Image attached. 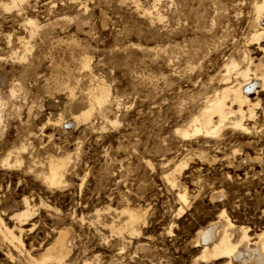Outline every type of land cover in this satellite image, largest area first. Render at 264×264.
Returning <instances> with one entry per match:
<instances>
[{"label": "rangeland", "instance_id": "rangeland-1", "mask_svg": "<svg viewBox=\"0 0 264 264\" xmlns=\"http://www.w3.org/2000/svg\"><path fill=\"white\" fill-rule=\"evenodd\" d=\"M260 1L0 0V264H28L64 228L63 264H227L199 258L200 228L222 213L251 238L264 228V85L245 129L228 101L217 132L177 131L229 58L260 55ZM97 85L107 100L76 119ZM51 157H69L59 185L44 179ZM123 208L144 215L132 232Z\"/></svg>", "mask_w": 264, "mask_h": 264}, {"label": "bare ground", "instance_id": "bare-ground-1", "mask_svg": "<svg viewBox=\"0 0 264 264\" xmlns=\"http://www.w3.org/2000/svg\"><path fill=\"white\" fill-rule=\"evenodd\" d=\"M5 7L9 8L8 5H5ZM252 10L255 11V18L253 21H250L252 22L254 29L253 32H251L250 41L258 45L257 49L260 52V55L247 54L244 56V59L242 58L243 60L241 62L243 63L237 61L234 58H229L226 61L224 64L225 70L221 68L223 71H225V74L221 75L225 85L221 89H219V86L215 93L213 91L211 92L214 94L206 101V103H204L205 105L198 111V113L191 117L187 124L186 130L182 131L177 129V131L181 133V136L187 137L192 133L197 134L199 132L202 134H211L217 132L220 127L226 125L225 120L230 114L233 113V110H235L232 109L233 106L231 104L233 103L238 107L236 114L240 115V118H238V116H233V122L231 121L229 123L232 125V128L236 127L242 130L245 129L242 123V118L245 114L243 112V106L249 105L248 112L251 115L253 109L250 108L249 94L256 89L255 87H259L261 89L264 85V45L262 44V40L264 39V28L261 27L263 22L262 18L264 17V0H261L259 3L255 2L254 8ZM247 36L250 35L247 34ZM82 65L87 67L88 60L83 59ZM215 76L217 75L215 74ZM221 76H218V78ZM233 78L235 84H232ZM216 82L218 81L216 80ZM4 83L5 78L0 74V86H2ZM217 86L215 85V87ZM105 91L106 90H104L102 86L97 85L93 87L88 94V109L81 112L76 117V119H88L93 110H95L101 104H104V102L107 100V95L109 94H106ZM228 101H231V106H228ZM4 103L5 102L0 97V112L4 109ZM185 123L187 122H184V124ZM183 127L185 126L183 125ZM190 130L193 132L190 133ZM68 158L69 157H51L49 159V170L44 177L48 184L59 185L62 183L63 171L69 160ZM8 163L9 162L6 158L5 164ZM219 195L220 192H218V196ZM181 198L185 200L184 195H182ZM28 212L29 210L27 209L23 212L16 213L14 217L19 220H23L29 215ZM121 213L126 215V222L121 229L122 231L132 232L134 226L144 220V215L139 209L135 210L131 208H123ZM1 223L2 222L0 220V224ZM246 231L247 228L245 226L234 225L222 213L219 217L197 231L196 242H201L202 245L199 258L206 261L208 259L217 258L218 260L219 257H225L226 260H228L227 264H264V228L258 233H255L252 238L249 237ZM5 237L8 239L14 238L12 232L6 228ZM72 239L73 234L70 229H60L53 241L47 247H45L37 255V257H30L28 264H63L66 261L70 250H72Z\"/></svg>", "mask_w": 264, "mask_h": 264}]
</instances>
